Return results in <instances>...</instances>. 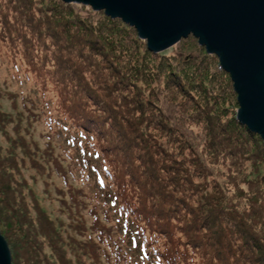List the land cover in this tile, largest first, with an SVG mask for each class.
Masks as SVG:
<instances>
[{
	"label": "trees",
	"instance_id": "trees-1",
	"mask_svg": "<svg viewBox=\"0 0 264 264\" xmlns=\"http://www.w3.org/2000/svg\"><path fill=\"white\" fill-rule=\"evenodd\" d=\"M23 2L28 13L24 11L20 20L28 26L18 23L20 33L14 32L24 50L36 46L41 54L33 61L37 53L25 52L27 62L37 69L44 89L55 94L60 120L97 146L93 154L103 160L98 170L106 182H100L102 201L113 209L97 212L83 199L85 191L69 185V198L60 199V204L68 208L62 210L75 219L83 238L72 236L67 225L64 238L42 208L29 204L34 203L32 197L26 199L30 188L16 154L23 142L9 137L7 150L0 147V233L12 263L264 264V143L237 120L236 95L226 104L222 88V101L216 102L203 88L213 73L206 76L208 63L216 64L214 72L225 75L228 88H233L217 56L207 53L192 35L165 50L151 51L133 26L82 3L0 0V9L15 5L18 12ZM53 17L56 24L49 22ZM35 20L45 23L35 25ZM44 26L50 28L47 34L39 30ZM58 29L65 35L64 44L60 36L56 43ZM186 38L197 44L185 43ZM60 48L72 72L59 69ZM56 49L59 53L53 55ZM149 57L158 62L149 65ZM197 67L204 74H192ZM189 74L194 80L204 76L196 82L202 88L185 84ZM0 115L4 124L11 120H4L2 111ZM82 118L89 125L80 123ZM194 131L209 156L225 164L223 193L204 192V183L198 181L200 162L191 150ZM61 173L67 183V172L62 168ZM84 210L93 216L89 227ZM134 244L144 256L139 262L133 258Z\"/></svg>",
	"mask_w": 264,
	"mask_h": 264
},
{
	"label": "rangeland",
	"instance_id": "rangeland-1",
	"mask_svg": "<svg viewBox=\"0 0 264 264\" xmlns=\"http://www.w3.org/2000/svg\"><path fill=\"white\" fill-rule=\"evenodd\" d=\"M26 5L28 4L23 2L18 12L13 8L15 5L8 7L1 5L2 7L0 9V111L5 113L4 120L8 117L11 119L5 122V124L2 121L0 122V147L6 151L9 147V137L11 139L21 138L24 148L17 147L16 149V154L19 158L17 165H20L22 176L28 185L27 187L30 188V195L25 197L27 200H31L30 197L34 200V203L30 202L29 204L33 207L38 206V208H42V210L54 220L56 227L61 231L64 238H66V234H68L66 229L67 225L69 228L73 229L70 233L72 236L74 235L77 239H82L83 235L78 231L79 227L75 226V219L71 217V214L68 216L66 212H63L62 209L68 208L60 204V199L65 197L67 199L69 198L68 186L73 185L72 187L80 188L82 191L86 192L87 196L83 199H88L87 204L89 207L95 205L97 212L102 211V209H113V207H110L111 203L109 201H102V198L105 200V196L102 194V189L98 188L94 181L93 170L98 164H103V160L100 157L96 158L93 157L92 154H89V151L91 153L98 151L96 148L97 146L93 144V141H91L89 137L83 135V132L78 128L66 125L60 120L61 115L56 108V98L53 97L55 94L44 89L42 81H38L39 75L37 74V69L27 62L30 61V59L25 56V52L32 50V52L37 53L32 55L31 60L33 61L35 57H39L41 54L40 49L36 46H34L33 49L24 50L21 39L19 40V37H17L14 32L20 33V29L17 28L18 23L23 22L28 26L26 21L20 20L22 19V15H24V11L26 12ZM85 6L90 7L89 5ZM67 19L70 21L69 18ZM52 20L53 21H49L50 24H56L58 21L54 19V17ZM39 22L45 23V21L35 20L34 24L37 25ZM49 29V27L45 28V26L39 28L44 34H47ZM57 32L58 36L56 37V43L60 36V38L63 37L62 41L64 44L65 35L61 32V29H58ZM81 37L82 36H80V38ZM134 39H137V37H134ZM195 40L198 43V40ZM195 40L186 38L184 41L185 43L188 41L196 43ZM96 42L98 48L101 49V43L97 40ZM180 46L181 44L178 45V47ZM63 51L64 50L60 48L63 57H60L59 69L63 70V72H72L70 70L72 66L67 61V56H64ZM174 51L172 49L170 53L177 55V52H179L178 50ZM107 52L110 53V51ZM144 52V50L140 49L141 54H144ZM57 53H59L57 49L53 51V55ZM61 54H59V56H61ZM149 59H152L149 60V65L158 62L157 59H153L152 57H149ZM206 59L210 60L213 58L207 57ZM208 60L204 62L208 63ZM67 64L70 66V69L67 67ZM117 65L120 69L122 68L120 63ZM195 66L196 65H194V67ZM204 68L207 71L206 76L208 77L211 71L213 72L210 78L207 79V82L203 84V88H205L207 92L209 91L208 95H213L216 98V102H220L222 100L218 97H221L223 94V100H227L226 104H232V97L234 98L236 95L237 98V94H234V87L231 88L230 85V88H228L225 75L221 72H214L218 69L216 64L208 63ZM178 69L180 70L181 68L178 67ZM198 71L204 74L201 68L198 69V67L196 70H192L191 73L196 75ZM203 77L204 76L197 77L196 80H194L189 74L187 78L183 80L185 84L188 83L198 86L196 82H200ZM114 84L116 88L117 83L114 82ZM195 88H202V86ZM222 88H225L226 93L221 94L220 90H222ZM232 90H234V92ZM229 107L232 108L230 105ZM0 117L2 119L1 115ZM79 122L84 125H89L90 121L82 118ZM15 125L17 128H15ZM192 135L193 141L191 150L193 154L198 157L200 162L198 164V170L201 175L198 176V181L202 180L204 183L203 191L214 193L220 189V192L223 193L227 173L225 164L221 165L219 160L216 161L217 159H213L209 156L204 144L195 131ZM28 149L29 157H26L28 154L26 150ZM54 155L57 158L54 157ZM50 156L57 163L59 171L52 163ZM11 163L12 161L5 164L10 165ZM62 168L67 172V183L64 182L62 177ZM263 168L264 165L261 169ZM257 169H259V166ZM250 176L251 175H249V177ZM90 202L92 204H90ZM190 202L195 204L192 199H190ZM83 216L85 226L89 227L92 223L91 219L93 216L90 215V212L87 213L86 210H84ZM61 222L64 224L62 225ZM69 223L72 224L69 226ZM3 228V225L0 224V230ZM6 230L9 232L8 228H6ZM89 231L90 228L86 233H89ZM10 249L13 250L12 247ZM131 250L133 258L138 262L144 258L139 250V244H135V246L131 245ZM69 255H72L71 252H69ZM145 263L150 264L148 260H145Z\"/></svg>",
	"mask_w": 264,
	"mask_h": 264
},
{
	"label": "water",
	"instance_id": "water-1",
	"mask_svg": "<svg viewBox=\"0 0 264 264\" xmlns=\"http://www.w3.org/2000/svg\"><path fill=\"white\" fill-rule=\"evenodd\" d=\"M89 5L133 26L154 52L192 35L237 94L236 118L264 143V0H62ZM0 264H12L0 233Z\"/></svg>",
	"mask_w": 264,
	"mask_h": 264
},
{
	"label": "snow or ice",
	"instance_id": "snow-or-ice-1",
	"mask_svg": "<svg viewBox=\"0 0 264 264\" xmlns=\"http://www.w3.org/2000/svg\"><path fill=\"white\" fill-rule=\"evenodd\" d=\"M133 246H135V244Z\"/></svg>",
	"mask_w": 264,
	"mask_h": 264
}]
</instances>
